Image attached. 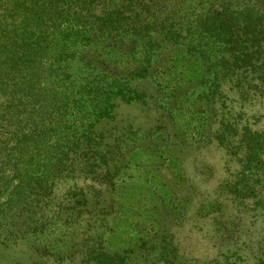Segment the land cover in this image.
Here are the masks:
<instances>
[{
  "label": "trees",
  "instance_id": "obj_1",
  "mask_svg": "<svg viewBox=\"0 0 264 264\" xmlns=\"http://www.w3.org/2000/svg\"><path fill=\"white\" fill-rule=\"evenodd\" d=\"M184 3L0 0V243L80 225L84 214L93 218L90 200L113 178L116 162L98 124L114 117L118 101L144 98L133 81L150 76L153 58L170 47L211 73L209 92L216 93L210 87L221 79L251 99L264 96V0H199V8L185 6L175 18ZM121 59L131 66L122 69ZM222 128L217 137L224 146L226 130L237 127L223 122ZM241 131L236 142L227 141L241 153L224 189L259 207L264 130L245 124ZM86 256L97 264H129L101 246Z\"/></svg>",
  "mask_w": 264,
  "mask_h": 264
},
{
  "label": "rangeland",
  "instance_id": "obj_2",
  "mask_svg": "<svg viewBox=\"0 0 264 264\" xmlns=\"http://www.w3.org/2000/svg\"><path fill=\"white\" fill-rule=\"evenodd\" d=\"M198 2L185 0L173 16ZM175 48L153 58L150 76L133 81L142 100L118 101L114 117L98 124L116 162L113 178L90 200L93 218L0 243V264H97L86 256L92 246L120 252L129 264H264V205L249 207L224 189L237 169L241 150L233 142L243 125L264 130V96L251 99L221 79L209 92L211 73ZM223 122L237 127V134L226 130L230 149L217 137Z\"/></svg>",
  "mask_w": 264,
  "mask_h": 264
}]
</instances>
